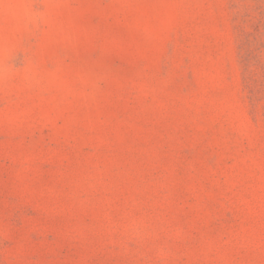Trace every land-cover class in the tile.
Returning a JSON list of instances; mask_svg holds the SVG:
<instances>
[{"label":"rangeland","instance_id":"1","mask_svg":"<svg viewBox=\"0 0 264 264\" xmlns=\"http://www.w3.org/2000/svg\"><path fill=\"white\" fill-rule=\"evenodd\" d=\"M0 264H264V0H0Z\"/></svg>","mask_w":264,"mask_h":264}]
</instances>
